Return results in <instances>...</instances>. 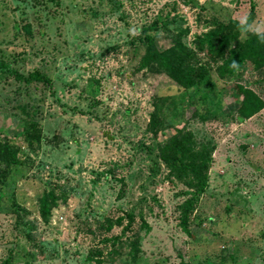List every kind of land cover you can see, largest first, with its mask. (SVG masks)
<instances>
[{
  "label": "rangeland",
  "instance_id": "1",
  "mask_svg": "<svg viewBox=\"0 0 264 264\" xmlns=\"http://www.w3.org/2000/svg\"><path fill=\"white\" fill-rule=\"evenodd\" d=\"M249 25L264 31V0ZM248 0H0V264H264V107L238 121L235 85L257 95L249 63L216 75L196 36L243 22ZM180 41L209 66L221 114L200 119L162 74L140 68L144 35ZM41 74L48 83L15 75ZM229 112V114H227ZM158 126L213 143L207 186L180 229L191 184L156 154ZM47 209L40 211V196ZM144 221L145 226L142 225Z\"/></svg>",
  "mask_w": 264,
  "mask_h": 264
},
{
  "label": "trees",
  "instance_id": "2",
  "mask_svg": "<svg viewBox=\"0 0 264 264\" xmlns=\"http://www.w3.org/2000/svg\"><path fill=\"white\" fill-rule=\"evenodd\" d=\"M253 1L248 0V12L243 22L228 19L226 22L217 21L204 33L196 36V46L206 58L215 64L216 75L222 77L232 74L240 69L244 63H249L251 68L262 74L264 85V31H248L241 27L244 22L247 25L252 20ZM186 30H179L166 47H159L151 36L144 35L138 41L143 43L141 55L137 62L140 68H146L151 72L164 75L171 84L177 88L187 104L193 99H199L204 107L199 118L216 116L222 112L219 93L215 91L214 82L209 73V66H204L198 61L197 54L188 49L180 41V36ZM0 69L6 67L0 64ZM24 81L39 80L49 82L41 74H28L25 77L15 75ZM264 87V86H263ZM235 91L240 94V99L234 108V116L238 121L247 119L264 107V90L257 95L251 89L242 85H235ZM150 116L147 130L154 139H158L156 145L157 157L161 160L169 174L178 180H186L191 185L192 193L182 203L179 226L187 233L185 221L187 212L193 204V200L201 194L207 186L206 172L211 161L213 143L201 141L195 143L188 131L174 124V127H159L155 113ZM229 114V112L227 113ZM15 149L5 142H0V162L14 165ZM40 211L47 209L46 195L42 194ZM142 225L145 226L144 221Z\"/></svg>",
  "mask_w": 264,
  "mask_h": 264
},
{
  "label": "clouds",
  "instance_id": "3",
  "mask_svg": "<svg viewBox=\"0 0 264 264\" xmlns=\"http://www.w3.org/2000/svg\"><path fill=\"white\" fill-rule=\"evenodd\" d=\"M242 28L250 31L251 30V25H247V22L245 21L244 24L241 25ZM258 35H260L259 31L257 32Z\"/></svg>",
  "mask_w": 264,
  "mask_h": 264
}]
</instances>
